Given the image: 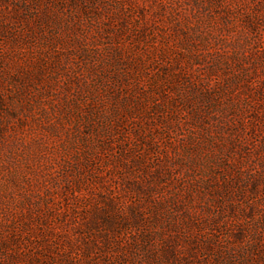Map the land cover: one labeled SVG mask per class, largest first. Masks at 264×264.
I'll use <instances>...</instances> for the list:
<instances>
[{"label": "rangeland", "instance_id": "1", "mask_svg": "<svg viewBox=\"0 0 264 264\" xmlns=\"http://www.w3.org/2000/svg\"><path fill=\"white\" fill-rule=\"evenodd\" d=\"M0 264H264V0H0Z\"/></svg>", "mask_w": 264, "mask_h": 264}]
</instances>
